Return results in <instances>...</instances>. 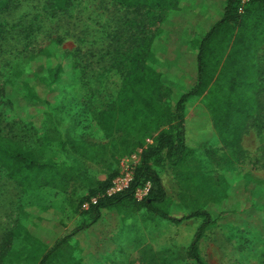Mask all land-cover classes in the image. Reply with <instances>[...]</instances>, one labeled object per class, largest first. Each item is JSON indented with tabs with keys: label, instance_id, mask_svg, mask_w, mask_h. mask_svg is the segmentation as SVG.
<instances>
[{
	"label": "rangeland",
	"instance_id": "1",
	"mask_svg": "<svg viewBox=\"0 0 264 264\" xmlns=\"http://www.w3.org/2000/svg\"><path fill=\"white\" fill-rule=\"evenodd\" d=\"M226 2L171 0L163 12L150 13L116 0H69L64 10L54 0H0V133L42 149L45 160L73 161L93 177L119 173L124 160L140 153L128 154L133 144L153 139L138 122L129 127L133 111L146 115L122 88L138 57L125 56L127 50L146 38L149 64L161 75L158 99L174 113L196 81L198 44ZM258 63L263 115L244 131L242 151L224 146L197 98L185 114L196 153L162 171L172 214L202 209L213 219L198 241L207 264H264V45ZM167 128L151 123L153 135ZM74 181L23 192L0 172V244L9 230L15 234L1 264H38L62 238L51 264H148L151 257L158 264H197L187 250L204 216L174 222L121 207L103 210L90 224L84 215L90 202L79 206L86 183Z\"/></svg>",
	"mask_w": 264,
	"mask_h": 264
},
{
	"label": "trees",
	"instance_id": "2",
	"mask_svg": "<svg viewBox=\"0 0 264 264\" xmlns=\"http://www.w3.org/2000/svg\"><path fill=\"white\" fill-rule=\"evenodd\" d=\"M68 1L54 0L53 6L57 10H64ZM116 1L134 10L146 9L150 13L155 12L156 9L163 12L171 2V0ZM3 31L0 25V40L4 38ZM145 40L146 38H137L135 41L137 46L133 45L125 54L128 56L134 53L138 57L133 63L135 72L124 74L122 88L136 99L141 114L146 115L144 118H139L133 111L129 118V127L131 128L136 121L145 135L153 139L151 143L139 140L129 149V155L141 150V160L129 189L109 195L108 190L118 171L104 173L105 179L93 177L85 170L76 169L73 161L72 163L63 161L59 164L45 160L42 149L27 147L14 136L2 133H0V172H5L7 179L13 181L23 192L37 188V184L40 183L62 189L63 184L67 185L71 179L75 180L74 182L80 179L81 184H87L84 186L87 194L81 197L79 206L85 201L90 202V210L84 213L90 224L100 219L103 210L121 207H134L135 210L146 208L153 216L174 222L204 216L205 220L199 225L187 254L197 264H207L200 255L198 241L205 230L213 224L210 213L196 209L182 217L172 214L169 208L173 203L167 196L161 175L165 163L177 168L196 153L195 147L190 146L194 136L193 132L188 130L185 114L188 105L197 98L201 99L209 111L215 133L224 146L242 151L241 139L244 131L263 115L259 100L263 73L258 58L259 51L264 45V0H227L222 18L213 24L198 44L196 81L189 90L180 95L174 113H170L158 99L162 89L161 75L149 64L153 55L150 53L148 41ZM127 64L124 66H129ZM162 121L168 128L153 135L151 123L159 124ZM95 158L96 155H93L90 159ZM146 182L151 183L150 193L143 201L137 202L134 190ZM14 235V230H9L2 238L0 264L6 259ZM64 240V238L56 240L40 257L38 264H51ZM148 261V264H158L154 257Z\"/></svg>",
	"mask_w": 264,
	"mask_h": 264
},
{
	"label": "built area",
	"instance_id": "3",
	"mask_svg": "<svg viewBox=\"0 0 264 264\" xmlns=\"http://www.w3.org/2000/svg\"><path fill=\"white\" fill-rule=\"evenodd\" d=\"M139 151L141 153V150ZM140 153L138 156L133 155L130 159L123 161L121 170L114 178L112 186L108 190L109 195L121 193L130 188L131 183L135 178L136 169L141 160ZM150 190L151 183L146 182L144 185H141L136 189L135 196L138 200L142 201L149 195Z\"/></svg>",
	"mask_w": 264,
	"mask_h": 264
},
{
	"label": "crops",
	"instance_id": "4",
	"mask_svg": "<svg viewBox=\"0 0 264 264\" xmlns=\"http://www.w3.org/2000/svg\"><path fill=\"white\" fill-rule=\"evenodd\" d=\"M105 175V174H104ZM105 177H106V175H105ZM100 178V177H99ZM101 179V178H100ZM104 179V178H103Z\"/></svg>",
	"mask_w": 264,
	"mask_h": 264
}]
</instances>
